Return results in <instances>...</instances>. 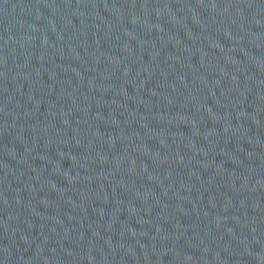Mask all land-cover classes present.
<instances>
[{"label": "water", "instance_id": "95a60500", "mask_svg": "<svg viewBox=\"0 0 264 264\" xmlns=\"http://www.w3.org/2000/svg\"><path fill=\"white\" fill-rule=\"evenodd\" d=\"M0 264H264V0H0Z\"/></svg>", "mask_w": 264, "mask_h": 264}]
</instances>
